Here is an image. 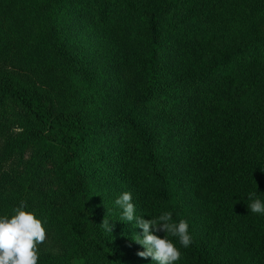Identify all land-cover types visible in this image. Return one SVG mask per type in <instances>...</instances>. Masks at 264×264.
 Segmentation results:
<instances>
[{
    "label": "trees",
    "instance_id": "16d2710c",
    "mask_svg": "<svg viewBox=\"0 0 264 264\" xmlns=\"http://www.w3.org/2000/svg\"><path fill=\"white\" fill-rule=\"evenodd\" d=\"M239 3L0 0V216L23 201L41 219L38 264H140L107 239L103 213L90 208L88 176L109 149L108 158H132L161 214L186 220L191 238L203 198L225 223L238 222L246 249L264 262V214L248 208L251 192L264 202V111L255 109L264 90L254 91L264 85V20L223 54L209 51L241 13L264 12V0ZM87 25L97 37L108 30L117 47L102 72L73 51L70 38ZM113 76L119 99L107 88ZM15 125L23 131L13 139ZM13 155L18 165L4 171ZM190 157L188 206L171 167L183 172ZM172 239L187 264H216L195 240L185 248Z\"/></svg>",
    "mask_w": 264,
    "mask_h": 264
},
{
    "label": "rangeland",
    "instance_id": "374dc122",
    "mask_svg": "<svg viewBox=\"0 0 264 264\" xmlns=\"http://www.w3.org/2000/svg\"><path fill=\"white\" fill-rule=\"evenodd\" d=\"M223 1L228 2L234 8L240 10V0ZM263 20L264 12L251 13L248 10L244 11L237 21H235V24H231L228 27L225 35L223 37L221 36L219 42L215 43L209 51H212L213 54H223L233 46V43L234 45L237 44L244 36L252 31L254 25L261 23ZM90 29V26L87 25L84 30H81L76 35H72L70 38L72 41L71 44L75 56L81 60L83 59L87 67L90 66L102 72V64L111 59L117 47L108 40V30L102 28V32L99 31L97 37ZM5 65L3 66V70L6 73L12 74L17 78L21 77L33 83L35 82L34 77L30 74L24 73L8 64ZM259 73L262 81H264V65L259 69ZM250 74L249 68V76ZM116 79V76L110 78L107 88L110 87L115 91L113 97L119 99L121 85L119 81L118 83L115 81ZM259 89L264 90V85H258L254 91ZM125 106L124 102L119 104V108ZM255 109L263 113L264 105L260 104ZM119 110L121 111V109ZM105 112L106 114L115 116V112L112 113L109 108ZM121 112L124 113L125 111L122 110ZM22 131L21 126L15 125L9 130L8 136L13 139L18 138ZM111 154V149L107 150L103 161L93 165L88 176L90 204L92 206L90 208L92 211H101L104 218L107 215L109 223L112 226V233L104 229L107 239L115 241L116 245L124 248V251L136 259L138 263L155 264L150 257L145 259L137 255L138 252L145 251L144 247L135 241L137 235H143V229L135 226L137 224L135 220L131 222L121 221L122 210L114 203L123 192H130L132 195V203L135 206L136 217H143L148 220L158 217L161 211L152 199L154 186L136 171L135 165L132 163V158L129 156L108 158L107 156ZM196 156V158L192 159V163L198 158L203 157L199 154H196ZM190 160L191 157L185 160L184 163L187 164V168L183 172L179 168L171 167L172 172L176 174L179 181L178 192L181 196L183 195V202L188 206H190L192 199L191 195H194L192 191L194 190L192 175L190 173V171L193 173V169H190ZM18 162V156L13 155L3 166V170L10 171L18 165ZM175 162L173 165H177L179 161L177 162L175 159ZM180 178H186L188 181H181ZM261 185L264 192V179ZM192 211L196 213L190 219L192 240H195V245L199 250L205 252L216 264H264V262H256L257 257H252L250 251L246 249V244L242 242L243 239L239 238L241 235L238 229V222L225 223L224 217L226 215L223 214L218 217L217 210L210 202L203 198L202 201L200 200L199 207ZM226 224L229 225L226 227ZM155 234L161 238L166 236V233L163 231L156 232ZM169 239L173 240L172 237H169ZM47 244V248H49L50 243L47 242ZM176 264H187L182 254Z\"/></svg>",
    "mask_w": 264,
    "mask_h": 264
},
{
    "label": "clouds",
    "instance_id": "9594fccd",
    "mask_svg": "<svg viewBox=\"0 0 264 264\" xmlns=\"http://www.w3.org/2000/svg\"><path fill=\"white\" fill-rule=\"evenodd\" d=\"M249 200L252 202L248 208L252 213L264 214V202L256 198L255 192L249 193ZM114 203L122 210L121 221L135 220V226L143 229V235L135 237V241L145 249L137 253L141 258L150 257L155 264H176L181 258V252L169 237L178 238L179 244L185 248L191 244L187 221H173L172 212L165 211L150 220L138 218L135 216L130 192H123ZM100 226L112 233L107 215ZM161 231L166 233L164 238L155 234ZM46 236L41 219L34 212L26 210V204L22 201L13 209L11 216H0V264H38V245L45 242Z\"/></svg>",
    "mask_w": 264,
    "mask_h": 264
}]
</instances>
